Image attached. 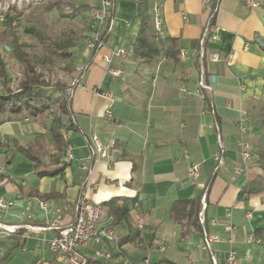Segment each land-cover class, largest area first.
<instances>
[{"label": "crops", "instance_id": "0c3cea01", "mask_svg": "<svg viewBox=\"0 0 264 264\" xmlns=\"http://www.w3.org/2000/svg\"><path fill=\"white\" fill-rule=\"evenodd\" d=\"M108 1L113 19L104 45L93 55L84 45L77 50L76 63L68 62L71 78L77 66L85 68L63 115V122H73L70 133L62 128L66 146L61 161L67 165L61 173L37 177L32 162L18 149L45 138L42 159L49 162L53 145L41 118L0 123V197L12 201L0 212V220L42 225L54 217L55 208L65 207L61 223L67 224L81 194L99 204L111 197L134 198L128 223L123 219L112 225L103 206L100 242L81 248L87 264H144V258L155 264H212L201 247L203 233L170 212L174 202L206 191V231L219 236L211 246L216 262L224 264L232 248L240 264H264V241L254 234L264 226V164L258 156L264 148V0H255L254 8L243 0H210L209 6L203 0H152V8L160 6L166 37L154 43L163 42L169 49L175 39L178 53L172 58L160 49L149 62L132 52L136 1ZM212 11L215 39L205 41L201 60L198 40ZM122 49L124 55L114 53ZM211 53L219 60L211 61ZM104 56H111L109 65L120 69L121 76L106 71ZM201 70L210 89L198 95ZM108 109L111 116L105 114ZM238 124L246 127L245 137L252 144L247 161L237 146ZM91 133L105 157L90 160ZM220 147L223 163L216 168L214 156ZM191 163L198 164L196 179L188 177ZM238 166L241 171L235 173ZM256 179L262 180L258 189L245 192ZM20 188L55 195L39 200L23 196ZM227 225L232 230H225ZM21 233L0 235V259L9 251L2 264H62L48 248L52 231L29 237Z\"/></svg>", "mask_w": 264, "mask_h": 264}, {"label": "trees", "instance_id": "16d2710c", "mask_svg": "<svg viewBox=\"0 0 264 264\" xmlns=\"http://www.w3.org/2000/svg\"><path fill=\"white\" fill-rule=\"evenodd\" d=\"M135 1L137 4L136 21L138 28L132 46L133 54L140 57L144 62H149L150 59L162 49L165 55H171L172 58H175V53H178L177 41L175 39L170 40L171 46L169 49L166 48L163 42H160L159 45L154 43L155 35L152 25V0ZM213 6L214 4H212V7ZM17 13L11 14V12H7L4 24L10 25L13 21H17L19 12L17 11ZM112 19L113 12L112 9H110L109 16L105 21L101 33V40L104 42L107 40L110 32ZM26 31L33 33L38 39H41L39 33L32 28H26ZM72 39L73 40H69L67 44H63L62 47L59 46L61 45L60 43H57V47L62 49L58 54L63 60L70 59L73 54L71 49L76 45V38ZM12 48L15 58L23 65V71L16 87H12L6 71L5 62L0 52V123L22 120L26 117L41 118V122L47 129L50 141L53 145L49 162L45 163L42 159L43 155L47 153V140L45 138L36 139L33 143H28L25 146H18V149L32 162L37 177L43 175H58L67 165V163L61 161L62 150L66 146V135L62 132V128L66 121H71V118H68L63 122V115L68 114V106L71 97L63 94L66 86L65 82L49 83L42 78L41 74L31 64V60H29L27 55L19 50V46H17L15 40ZM96 49L97 48L90 54L93 55ZM204 58L205 52L203 60ZM49 116H52L51 120H49ZM258 156L259 161L264 164V148ZM261 181V179H256L250 182L245 192L249 193L257 190ZM19 190L23 196L35 197L39 200H47L55 195L54 193L40 194L32 190L25 191L22 188ZM134 202V198L111 197L104 201L102 205L106 208L107 214L112 218L111 224L113 225L123 219L127 221V223L129 222V212ZM200 208V196H198L192 199L174 202L170 208V212L175 220L182 221V219H185L189 221L194 228L203 233V231H206V221L203 223L200 222L198 217ZM136 230L133 235L135 238L138 237ZM21 232L22 231H18L17 233L20 234ZM254 234L264 241V226L256 229ZM8 254L9 251L0 259V264L4 262Z\"/></svg>", "mask_w": 264, "mask_h": 264}, {"label": "built area", "instance_id": "2783aa9c", "mask_svg": "<svg viewBox=\"0 0 264 264\" xmlns=\"http://www.w3.org/2000/svg\"><path fill=\"white\" fill-rule=\"evenodd\" d=\"M41 0H15L12 4H16L18 7H25L28 4H34ZM206 5L209 6L210 0H203ZM12 2V0H11ZM244 4L249 7H257L258 3L255 0H243ZM110 11V2L108 0H101V5L93 10V25L95 31L90 38L85 40V48L87 54H90L95 48L98 50L100 47L104 45V41L101 40V33L104 28L105 21L109 16ZM214 13L213 11L209 15V18L204 25L202 34L198 40V56L202 60L205 52V41L210 38L212 40L215 39V35L212 33V19ZM5 21V18H4ZM152 25L153 31L155 35V39L164 40L165 33L163 30V21L160 12V6L155 5L152 8ZM116 55H124L125 50H119L114 52ZM181 55H184V51L181 50ZM104 61L107 63L106 71L110 73L112 76L118 77L121 76L122 71L117 68H113L109 65L111 56H104ZM211 61H218L219 56L217 53L210 54ZM84 66L80 65L76 67V73L74 77L70 78L67 82L63 94L71 97L76 86L80 85L79 76L84 71ZM203 71L201 70L200 78L198 80V95H200L201 90H209L210 84L205 83L203 79ZM181 91H184V87H181ZM103 94V93H102ZM105 96L109 95L104 94ZM105 114L107 116H111V111L106 110ZM52 116H49V120H51ZM73 120L66 121L64 126L68 133H70L71 125ZM215 128L218 132V126L215 125ZM240 137L237 141V146L239 149V154L243 161H247L252 155V144L245 137L246 127L243 124L237 125ZM218 140L219 136L217 135ZM89 147H90V160L94 158V156L105 157L106 151L100 143L98 137L91 133L89 137ZM68 157H71L70 153H68ZM215 167L218 168L223 163V149L220 147L218 153L214 156ZM244 163V162H243ZM83 168L87 169L88 166L83 163ZM242 166H238L235 170V173H239L241 171ZM199 176V168L198 164L191 163L188 168V177L190 179H196ZM95 187V184H93ZM88 189V187H87ZM201 208L198 212V217L200 222L203 223L205 221L204 209L206 207V191H204L200 196ZM42 208L47 207L45 202H40ZM12 205V201H6L2 197H0V212L5 210L8 206ZM65 207L55 208L54 217L42 225L32 224L29 222L24 223H6L0 220V235L12 236L16 234L18 231H22L21 235L23 237H29L32 234L41 233L44 231H52L51 237L47 240L49 249L51 253L54 255L55 259L62 264H87L88 259L81 251V248L87 245L89 242L98 243L100 242V234L103 233V229L99 224V221L104 212V207L99 203H91L87 200L85 193L81 194L77 201L74 204V218L67 224H62V213ZM137 226H141V219L137 216ZM231 225L225 226V230H232ZM107 233L110 234L111 231L107 230ZM202 243L201 247L208 251L210 255V259L212 264H218L213 255L211 246L213 243L219 241V236L216 233H210L207 231H203L202 235ZM250 240V239H249ZM161 250L164 248L161 247ZM106 258L109 257L108 253L103 254ZM190 258V257H189ZM144 264H154L150 262L149 259H143ZM224 264H240L237 258L236 251L230 248L227 252L226 260Z\"/></svg>", "mask_w": 264, "mask_h": 264}, {"label": "rangeland", "instance_id": "374dc122", "mask_svg": "<svg viewBox=\"0 0 264 264\" xmlns=\"http://www.w3.org/2000/svg\"><path fill=\"white\" fill-rule=\"evenodd\" d=\"M99 1L41 0L20 8L16 4L12 5L15 0H0V52L10 85L16 87L23 71L22 63L13 53L14 40L46 82L67 84L71 78L69 63H76L79 58L77 50L85 45V40L95 31L93 10L97 8L94 5H98ZM17 11L18 20L5 25L6 13L14 14ZM26 28L37 31L41 39L26 31ZM72 38H76V45L71 49L73 54L70 59L63 60L58 54L62 49L57 47V43L62 47L69 40H73Z\"/></svg>", "mask_w": 264, "mask_h": 264}, {"label": "water", "instance_id": "95a60500", "mask_svg": "<svg viewBox=\"0 0 264 264\" xmlns=\"http://www.w3.org/2000/svg\"><path fill=\"white\" fill-rule=\"evenodd\" d=\"M212 82L214 81V78L212 77V80H211ZM261 143H262V145H264V137L262 138V141H261ZM37 206H38V204H36V211H37Z\"/></svg>", "mask_w": 264, "mask_h": 264}]
</instances>
